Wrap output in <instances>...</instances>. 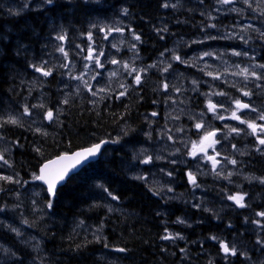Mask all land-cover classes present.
I'll return each mask as SVG.
<instances>
[{"label":"trees","instance_id":"trees-1","mask_svg":"<svg viewBox=\"0 0 264 264\" xmlns=\"http://www.w3.org/2000/svg\"><path fill=\"white\" fill-rule=\"evenodd\" d=\"M36 1L40 2V7L44 9H38L35 0H28L27 6L25 0H0V145L7 149L0 147L2 160L0 174L18 176V174L32 173L34 170L36 175L42 163L62 153H71L91 146L103 139L113 140V136L118 133H122V136L129 135L130 138L135 133L139 134L143 137L142 144L146 143L144 126L147 123L143 117L153 120L150 115L154 111L163 115L162 106L169 103L161 88L164 86L165 72L168 76L172 75L171 78L174 80L172 90L177 91V94L171 96V103L176 102L179 106L172 114L173 117L177 116L179 123L175 129H181V133L187 136L188 140H195L193 138L195 129L203 119L210 120L208 99L213 103H220L222 108L238 100L240 94L243 91L247 92L251 85L249 82L241 83L243 86L230 85L220 79L215 83V88H211L206 84L210 82L208 76L183 62L184 57L194 51V48L201 47L202 44L195 42L200 35L206 39L208 35L206 33L212 28H225L237 23L235 22L237 19H244L241 14H232L233 17L222 12L221 15H216L214 3L217 0H175L174 4L178 7L173 10L165 6V0H98L93 3L83 0H68V2L53 0L52 3H48V0ZM118 2L132 13V18H126L124 25L140 31L141 38L145 40V47H141V53L147 60L153 56L155 50L159 49L156 52L162 54L164 48L166 50L170 44H176L178 49L175 48L171 53L165 52L157 70L149 75L143 87L138 91L135 90L134 93L132 91L125 100L115 103L113 101L112 105L107 102L103 105L109 106L94 110L77 98L72 100L69 98L65 107L66 114L61 118L59 126L44 125L38 121L37 128H33L34 120L24 116L22 111L26 105H33L35 100L31 94L36 88L38 89L37 80H41L37 69L48 71L55 78L57 71L53 72L51 66L43 63L52 54L59 57L60 53H64V51L59 53L51 41L53 35H62L61 32L54 33V28L65 29L64 34L73 44L69 52L74 54L79 47L74 46L73 38H77L86 28L96 25V22H104L109 17V13L118 9L114 8ZM240 5L249 11L244 15L246 18L250 15V7L253 6L246 2ZM93 15L95 17H92ZM255 20L262 26L264 15ZM156 24L159 25L158 32L153 33ZM201 28H204V32ZM52 29L54 30L51 38L47 37ZM250 33L254 32L250 31ZM253 37L256 39L253 45L261 53L259 61L264 62L262 57L264 43L261 41L263 37L260 33L253 34ZM224 44L226 45V42L215 40L208 44V49L214 45L221 47ZM230 46L231 44L227 43V47ZM24 55L28 56L27 65L25 64L23 70H19L16 68V63ZM161 62L164 64L161 65ZM167 67L168 69H165ZM34 76L36 80L33 79ZM163 78L164 80L161 81ZM23 83H26L30 93H26V96L22 93ZM51 83H47L46 87L50 88ZM258 91L262 93L261 88ZM249 93L256 97L259 102L256 106L264 114V93L261 97L251 88ZM21 100L25 101L21 104ZM18 104L21 105L17 106ZM178 110H181L179 112L183 118L181 120L177 114ZM190 115L195 117L194 120L185 121L184 118ZM149 126H151L150 121ZM243 138L228 141L227 148L243 144ZM121 139L123 138L117 139L119 143L110 146L98 162L87 166L70 178L54 198L49 199L50 197L42 191L43 198H40L42 202L31 205L37 206L36 208H29L26 215L16 213L19 220L22 219L27 223L29 235L43 243L44 258H40L30 250H23L28 251V255L18 253L27 257V260L32 259L35 264H261L262 261L264 264V220L257 218L258 213L264 212V186L250 180L246 188L240 189L238 186L218 182L217 178L212 181L208 177L196 176L195 185L201 189L197 191L201 194L196 196L188 169L181 165H173L170 170L173 178L170 179L180 181L184 185L185 194L179 199L185 200L184 205L188 210L187 213L181 214V217L184 215V219L186 217L195 219L198 216L197 219H200L199 212L200 209L203 210L200 206L201 201L224 207L219 223L206 222V226L200 220L198 224H193L189 241L183 239L185 236L181 232L184 228L178 226L175 219L166 216L167 203L160 198V194L164 193L152 189L148 183L138 181V184L124 178L125 167L131 164L126 163L125 158L118 154L117 147L123 142ZM126 144L130 145L129 141ZM9 149L13 154L11 161L7 157ZM132 157L135 159L132 162L139 166L140 159L137 156ZM247 161V172L256 179L264 181V156L256 155L252 151ZM209 181L212 182V190L208 188ZM144 184H147V187ZM11 185L3 176L0 177V208H6L7 211L10 210L8 207L12 202L9 198L10 194L14 193ZM218 186L222 187V191L217 195L214 191ZM98 187L107 191H102L100 195L96 191ZM236 192L245 195L242 208L232 205L230 197ZM108 193L111 194L109 199ZM214 197H219L220 204L212 203ZM209 200L211 202H208ZM43 202H46L44 217L39 218L29 214L36 212ZM117 202H122L125 209L118 219L112 221L109 216H119L118 211L115 215H110L111 206L118 204ZM219 206L213 208L212 214H218L216 212ZM214 219L216 218L212 216L211 220ZM77 223L97 229V235L93 236L85 230L75 229ZM56 224H59V227ZM215 231L219 236L211 237L214 236ZM4 232L0 226V238L16 248L14 236L8 234L12 238L10 239ZM3 235L10 240L4 239ZM164 237L170 238L164 239ZM222 245L228 247L227 253Z\"/></svg>","mask_w":264,"mask_h":264},{"label":"rangeland","instance_id":"rangeland-1","mask_svg":"<svg viewBox=\"0 0 264 264\" xmlns=\"http://www.w3.org/2000/svg\"><path fill=\"white\" fill-rule=\"evenodd\" d=\"M244 2L253 6V7H250V10H251L250 15H248L246 18L244 15L246 12H249V11H247L245 8H243L240 5V3H244ZM217 4L218 5L216 6V9H215L217 11H214V13H216V15L217 14L219 15L224 11V13L225 14L228 13L229 16H233L232 14H241V17L244 19L243 20L237 19V20H235V22H237V23H234V25H232V26L229 25L228 27H225V28H218V29L212 28L210 31H208L206 33V34H208V35H206V39L205 40L203 39L201 41L202 47H200V49L196 47L194 49V51H192V53H191L192 56L189 57V59H187L186 61H189L192 63H195V61H196L197 64L200 65V66H196L197 68L200 69V70L199 69H197V70L201 71V73L205 74V76H208L210 78V82H208L206 84L208 86H210L211 88H215V83L219 82L221 78H224L222 80L226 84L228 83L230 85L234 84V85L243 86L241 83L249 82V83H253L251 86V90L255 89L257 91L258 90L257 85L262 86V88H263L264 87V62L259 61V53L257 52L254 45L252 44L253 42H255L256 39H253L252 36H253V34H256V33L262 34L261 32L264 30V23L261 26V25H258L256 23V20H255V18L263 17V15H264V0H237V2H236V0H227V2H224V0H217ZM39 6H40V3L38 2V7ZM96 25H98L97 27H99L98 28L99 32L96 33V31L93 30L95 32H91L88 35V39H89L88 43L90 45L87 44L85 49H80V54L77 53L76 55L74 54L71 57L65 56L64 53L60 57H57L54 54H52L50 56L51 62L58 64V61H60L61 65L64 64L63 68L65 69L66 72L62 77H67L66 78V84L63 86L61 83V82H63V80L59 81L60 78H58V83L60 85H57V86L50 89V92H49L50 97H52L53 94L57 95L59 92H60L59 95L61 97L64 96V94H71V91L73 88L74 89L76 88V90H77L78 88H80L79 86L83 85L84 83H88V84L90 83L91 84L94 81L98 84H101L102 83L101 77H104V75H102L103 73L101 70H102V68H105V67H107L105 71L107 73H109L108 75H110L107 78L111 77V81H114L115 79H119L122 77L123 79H125V81H122L123 85L126 83L128 85V88L131 85V82L127 83L126 79H129V78L136 79L138 76H140V77L146 76V80H148L149 75L152 72H155V70H157L158 64L150 63L148 60L144 61V64H143L140 62V60L135 61V60L129 59L127 57H125V59L121 60V59H119V57L114 59L111 56L110 58H108L104 62L102 60L103 58L109 57L110 55L117 53L118 49L122 48L124 45L126 47L127 45H135V44L128 42L130 37H127L126 35L124 36V34L121 32H117L114 24H108L107 25V24H103L102 22H99V23L96 22ZM157 26L159 27V25H157V24H156V26H154L153 33L158 32ZM94 27L97 30L96 26H94ZM94 27H92V29H94ZM100 29H102V30H100ZM201 30H202V32H204V28H201ZM250 31L254 32V33H250ZM55 33H57V31H55ZM166 33H167V30H166ZM202 36L203 35H200L198 37V39H196V40H200ZM204 36H205V33H204ZM215 40L218 42L219 41L229 42L231 44V46L229 48L225 44L221 47L214 45L211 49H208V46H205L206 42H215ZM261 41L264 43L263 39H261ZM91 43H92V45H91ZM63 44L61 45V47L66 46L65 44L64 45ZM61 47L59 48L60 50L62 49ZM89 47H91V48L88 49ZM93 51L98 52V54L96 53L93 57V60H92L90 58V54ZM100 51L103 52V56H101ZM66 52H69V49H67L65 51V53ZM170 52H172L171 49L169 50V53ZM129 56L131 57V55H129ZM225 58H230L231 60L226 61ZM22 59H28V56L24 55L22 57ZM122 61H124L123 64H122ZM126 65H128V66L126 67ZM196 67H194L195 70H196ZM122 69H123V72H122ZM65 75H68V76H65ZM117 77H119V78H117ZM229 79L232 80V82H229L228 81ZM75 85H76V87H75ZM71 86H72V88H71ZM99 87H98L99 93L94 92V94H95V96L101 97L102 95L107 93L108 87H106L104 90L102 88H99ZM123 87H125V86H123ZM35 90L36 91L33 92V94H31V95H33V97L36 98V100H35V102H36L39 99V92H38L37 88ZM249 91H250V86H249L247 92L244 93V91H243L240 94V98L238 101L232 102V105L234 106L237 103L238 104L244 103L246 105L251 106L250 104L255 103V101H254L255 98H254V96L249 95L250 94ZM22 93H25V96H26V93L30 94L27 91H22ZM50 97H48V99H50ZM61 100H62V98H61ZM85 101H86V103H92L93 105H95V107L97 109H99V107L106 106V105L97 106L100 103L105 104V102H106V101L100 100V99H95V100L85 99ZM208 104H210V106H213V104L211 103V99H208ZM34 106L35 105H32V108ZM96 108L94 110H96ZM162 108H163L164 113L169 112V106L167 104H164L162 106ZM25 111H23L24 116H29L30 113L32 114V115L30 114L29 117L32 120H34L33 122H35V125L33 126V128H37L38 122L35 121V117L37 116L36 113L31 111V108H28V107H27V109L25 108ZM27 111L29 114L27 113ZM179 112H181V110L177 111L178 117L180 119H183ZM212 112H215V111L213 110ZM229 113L231 114V116L226 115L225 113L223 116H221L219 113H218V115L217 114L212 115V113H211L210 120H204L203 119L201 121V124L211 123L212 121L215 120V121L221 122V124L225 125V128L227 130H229V132H230L231 130H234L236 128L242 129L244 127V125L247 123L248 126L250 124L255 125V127L254 128L251 127V129L252 130H254V129L258 130L259 132L256 131V133L259 136H261L260 139L263 138V133H262L261 128H262V124L264 125V115L263 116L257 115L255 117V118H257V121H250L251 116L254 114L252 112V110L248 111L247 113H244V114H242L240 112L234 114L233 110L229 111ZM46 115L47 114L44 115V118H47ZM225 115H226V117H225ZM53 117H54V115L50 119L52 122H53ZM194 118H195L194 116L190 115L188 117V119H189L188 121L192 122L194 120ZM146 123H147V125L144 126V129H146V131H144V132L146 134H148L151 131V129L147 130V128L149 127V123L148 122H146ZM203 127L197 128L196 131L197 132L201 131L203 129ZM160 130L161 131H159L158 134H155L156 138L159 141H157L156 143L150 142V144L153 143L152 146L145 148L147 152L146 151H144V153L142 152L144 155L142 156V158L140 160H141L142 164H144L146 166L147 165L151 166L155 163L156 164L158 163L159 164L158 166L161 169L163 168L162 166L167 164V169L169 170L168 173H170V170H171L170 168L173 165V164L169 165L168 163L173 161V162H178L179 164H182L181 161L186 159L185 163L187 160H189L187 167H189V169H191V172L196 173L198 175H201L203 178L208 177V176H211V177L222 176V177H224L228 174L233 173L232 171L231 172H228V171H230L235 165L240 166V167H237V169L239 171H242L243 169L246 170V161H245L246 158L245 157L248 156V153L251 150H254L255 152L258 150L259 151L264 150V144L260 143V144H257L258 147H255L253 149H251V148H239L237 150V153H235V151H231V150L226 151L225 150L226 133L222 132L220 139L218 138V140L214 144L213 150L215 152V155L223 163L222 164L223 167H222V169L220 168L218 174L214 175L212 172V167L207 161V156L206 155L204 156L205 153H203L204 139L208 136V134L212 131V129H210L209 127H208V130L203 129V130H206L205 133L203 135L199 136L198 141H196V142L191 141L189 146H186V145H184V143L180 142L182 138H178V140H177V137H175L171 133H169L170 128L168 130H165V129H163V130L160 129ZM113 137L115 139L123 138V139H121V140H123V142L121 143V146L117 147V149L119 150L120 154L122 152L128 153V150L125 148H128L130 146L128 145V147H126L124 145L130 140V136L129 135L128 136L127 135L122 136V133H118V134L114 135ZM255 138H256V140H260V139H257L256 135H255ZM165 146H166V148H165ZM179 146L182 149H185V153H183L182 150H180ZM0 147L7 150L2 145H0ZM162 151H163V153H162ZM166 151H167V153H165ZM181 153H183L184 155L180 156L179 154H181ZM202 153H203V157L201 156ZM7 157L9 159V161H11L13 159V154L11 153L10 149L7 152ZM195 157H196V159H195ZM242 157H244V158H242ZM233 161H235V163H233ZM1 164H2V160L0 159V167H1ZM160 165H162V166H160ZM156 167H157V165H156ZM4 170H6L5 167H4ZM153 173H154V175L149 177V179L153 182V184L156 187L165 189L169 193V195H167L166 193L160 195V198L164 199L163 202L167 203V205L165 206V210L168 212L167 214L173 213V211H174L173 206L175 203H178L181 206H185L184 205L185 200L179 199V198H182L183 195L185 194V193H183L184 192V188H183L184 185L182 184V182H180L178 184V182H176L175 179L168 180L167 178H163V179L158 180V179H156V177H158V173H159L158 170L153 171ZM232 175L234 176V174H232ZM0 176L10 177L12 179V182H13L11 186L14 188L13 189L14 193L10 194V197H9L10 200H12V202H11V205H9V207H8V208H10V210L7 211V213H6V217L8 218V220L1 214V210H0V226L2 228H4L5 233L7 232L6 234L13 233L16 237V240H15L16 248L15 247L13 248L12 246H9L7 244H2L5 242L0 238V249H2L4 251L3 252L1 250L2 258H0V264H11V263L13 264V262L17 259L21 263L35 264L36 262H34L32 259L27 260V257L21 255L18 252H21V253L28 255L29 252L28 251L24 252L23 250H30L32 252H33V250L38 251L39 245L41 242L38 240L35 241V240H32L31 238H29V232L27 231V229H26L27 226L25 224L22 223V224H19V226H18V223H21L22 219L19 220V218L16 216V213L20 212L21 214L26 215L27 214L26 212L28 211L29 208L25 209L23 206L21 207L20 203L21 202L26 203L28 199L33 200L34 203H36V201H37L36 199H38L42 196L41 191L37 188V186L34 182L35 176L32 177L31 173L26 174V175L18 174V176L3 173V174H0ZM193 176H195V174H193ZM22 182L27 183L29 186L25 185L22 188H20ZM248 183H249V180L247 178H242V177L235 181L236 185L242 186L244 188H246ZM98 188L99 189H96V191L99 192L100 195H101L102 191H107L106 189H104L102 187H98ZM208 188L210 190H212V182H210V181L208 183ZM23 191L26 194L24 193L23 195H21L20 192H23ZM221 191H222V187L218 186L217 189L214 191V193L218 195V193H220ZM110 195L111 194H109L108 199L110 198ZM232 197H242V196H240L238 194H234V195H232ZM218 198L219 197H214L212 201L215 204H220ZM176 199H179V200H176ZM38 202H42V200H39ZM232 202H234L236 205L238 204L236 202V200H234V199H232ZM44 203L45 202L41 203V205L38 206L41 208L40 209L37 208L36 211L39 210V211H42L45 213V207L42 206ZM117 203L118 204H114L111 207L116 212L118 211L117 214L119 216L118 217L117 216H109L112 219V221L115 219H118L125 209V205H122V204L119 205V202H117ZM200 203H201L200 206L203 209V210L200 209V212H199L200 217H201L200 219H197L198 216L195 217V219H192L191 217H186V219H188V220L184 219L183 217H180L176 221V224L178 226H182L184 228L183 232H181L182 235L185 236V238L183 237V239H187L190 241L191 237L189 234L191 232V229L193 228L192 225L198 224V222H200V220H202V223L204 221L209 222V218L212 216L213 208H215V207H211V206L207 205L206 202H204V201H201ZM240 203H243V199L240 201ZM44 205H46V203ZM215 206H219V205H215ZM117 208H118V210H117ZM223 209H224V207L222 205H220L219 209L217 210L218 212H216L220 216H219V219H215V222L219 223V221L221 220L220 219L221 214L224 213ZM187 212H188V210H187ZM29 214H31L33 216L36 215L39 218L44 217L43 215H41L37 212L29 213ZM262 214H264V213H261V215ZM9 215L12 216L11 220H9L10 219ZM110 215H115V213L110 214ZM225 217H227V216H225ZM260 219L264 220V215L260 216ZM56 226L59 227V224H56ZM24 227L28 233H26L24 231ZM75 229H79L80 231L85 230L86 233L93 235V236H96L97 231H98L95 228H88L85 226H81L79 223L76 224ZM213 234H218V233L215 231ZM3 237H4V235H3ZM26 237H27V239H26ZM30 245H32V247ZM21 247H23V248H21ZM42 247H43V243H42ZM13 253H14V255H13ZM37 254L41 258H44V254H41L38 252H37ZM260 263L262 264L263 261ZM14 264H19V263L17 261H15Z\"/></svg>","mask_w":264,"mask_h":264},{"label":"bare ground","instance_id":"bare-ground-1","mask_svg":"<svg viewBox=\"0 0 264 264\" xmlns=\"http://www.w3.org/2000/svg\"><path fill=\"white\" fill-rule=\"evenodd\" d=\"M67 2H68V0H67ZM84 2V1H83ZM202 2V1H201ZM93 3V2H92ZM100 3H102V2H100ZM181 3H182V1H181ZM87 4V3H86ZM91 4V3H90ZM114 4V3H113ZM13 5V4H12ZM115 5V4H114ZM9 6V5H8ZM16 6V5H15ZM48 6V5H47ZM52 6V5H51ZM99 6V5H98ZM71 7V6H70ZM81 7V6H80ZM102 7V6H101ZM105 7H106V4H105ZM11 8V7H10ZM13 8V7H12ZM36 8V7H35ZM42 9L43 7H39L38 9ZM216 8V7H215ZM14 9V8H13ZM13 9H12V11H13ZM37 9V10H38ZM44 9V8H43ZM60 9V8H59ZM33 10V9H32ZM36 10V9H35ZM71 10H72V8H71ZM70 10V11H71ZM101 10V9H100ZM16 11V10H15ZM129 11V10H128ZM215 11H217V10H215ZM32 12V11H31ZM34 12V11H33ZM37 12V11H36ZM49 12V11H48ZM72 12V11H71ZM29 13V12H28ZM42 13V12H41ZM141 13V12H140ZM158 13V12H157ZM137 14V13H136ZM207 14V13H206ZM222 14V13H221ZM220 14V15H221ZM42 15V14H41ZM46 15V14H45ZM57 15V14H56ZM198 15V14H197ZM218 15V14H217ZM20 16V15H19ZM22 16H23V14H22ZM40 16V15H39ZM52 16H54V15H52ZM132 16V15H131ZM92 17H95L94 15L92 16ZM195 17V16H194ZM218 17V16H217ZM220 17V16H219ZM51 18V17H50ZM44 19V18H43ZM58 19V18H57ZM96 19V18H95ZM99 19V18H98ZM97 19V20H98ZM59 20V19H58ZM207 20V19H206ZM214 20V19H213ZM217 20V19H216ZM221 20H223L222 18H221ZM39 21V20H38ZM68 22V21H67ZM97 23H99V21L97 22ZM88 25V24H87ZM95 26V25H94ZM96 26H98V25H96ZM61 27V26H60ZM87 27V26H86ZM101 27V26H100ZM103 27V26H102ZM51 28H53V27H51ZM149 28V27H148ZM55 29V30H54ZM54 29H52V30H50L49 32H48V34L46 35L47 37H50L51 38V35H52V33H53V30H54V33H55V31H57V33H59V32H61L62 33V35L65 33V29H60V28H54ZM57 29V30H56ZM58 29H60V30H58ZM146 29H147V27H146ZM100 30H102V29H100ZM171 30V29H170ZM176 32V31H175ZM179 32V31H178ZM97 33V32H96ZM95 34V33H94ZM65 35V34H64ZM79 35H81V34H79ZM54 36V35H53ZM52 36V37H53ZM190 37V36H189ZM69 38V37H68ZM177 38H178V36H177ZM181 38V37H180ZM175 39V38H174ZM190 39V38H189ZM70 40V39H69ZM72 40V39H71ZM74 40V39H73ZM34 41V40H33ZM173 41V40H172ZM188 41V40H187ZM190 41V40H189ZM176 43H177V41H175ZM183 43V42H182ZM89 44V43H88ZM181 44V43H180ZM42 45V44H41ZM64 45V44H63ZM91 45H92V43H91ZM166 45V44H165ZM169 45V44H168ZM182 45V44H181ZM183 45H184V43H183ZM94 46V45H93ZM38 47V46H37ZM61 47V46H60ZM66 47V46H65ZM151 47V46H150ZM200 47V46H199ZM201 47H202V45H201ZM62 48V47H61ZM176 48V50L178 49V46L176 45V44H170L167 48H166V50H165V48H164V51H162V54H158V52H156L157 50H159V49H157V50H155V53L153 54V52H152V54H153V56L150 58V59H148V61L150 62V63H156V64H158V63H160V61H161V57L163 56V54L165 53V52H169V50L171 49V51L173 52V51H175L174 49ZM53 49V48H52ZM194 50V49H193ZM202 50V49H201ZM200 50V51H201ZM45 51V50H44ZM63 52V51H62ZM160 53V52H159ZM179 53V52H178ZM80 54V53H79ZM146 54V53H145ZM76 55V54H75ZM83 57V56H82ZM81 57V58H82ZM78 58V57H77ZM80 58V57H79ZM47 59V58H46ZM83 60V59H82ZM164 60V59H163ZM187 60V59H186ZM136 61V60H135ZM182 61V60H181ZM26 62H27V59H20L17 63H16V68H19V70H23V68L25 67V64H26ZM83 62V61H82ZM119 62V61H118ZM121 62V61H120ZM123 62L124 61H122V64H123ZM72 63V62H71ZM35 64V63H34ZM75 64V63H74ZM84 64V63H83ZM125 64V63H124ZM184 64V63H183ZM27 65V64H26ZM33 65V64H32ZM32 65H31V68H32ZM80 65V64H79ZM34 66V65H33ZM128 65H126V67H127ZM158 66V65H157ZM166 66V65H165ZM30 67V66H29ZM123 67V66H122ZM28 68V67H27ZM30 68V69H31ZM85 68V67H84ZM124 68V67H123ZM81 69V68H80ZM165 69H167V68H165ZM33 70V69H32ZM31 70V71H32ZM34 71V70H33ZM122 72H123V69H122ZM172 73V72H171ZM150 74V73H149ZM173 74V73H172ZM19 76V75H18ZM40 76V75H39ZM65 76H68V75H65ZM70 76V75H69ZM110 76V75H109ZM158 76V75H157ZM172 76V75H171ZM174 76V75H173ZM161 77V76H160ZM164 77V76H163ZM175 77V76H174ZM66 78L67 77H61V79L59 80V81H62L63 80V82H61L62 83V86L63 85H65L66 84ZM102 78V77H101ZM114 78V77H113ZM33 79L34 80H36V77L34 76L33 77ZM73 79V78H72ZM115 79V78H114ZM162 80H164V78L163 79H161V81ZM38 81V80H37ZM70 81V80H69ZM72 81V80H71ZM174 81V80H173ZM30 83V82H29ZM38 83V82H37ZM29 85V84H28ZM70 86V85H69ZM21 87H22V91H28V89H27V87H26V83H23V84H21ZM32 87V86H31ZM74 87V86H73ZM75 87H76V85H75ZM80 87V86H79ZM66 88V87H65ZM71 88H72V86H71ZM62 89V88H61ZM76 89V88H75ZM35 91V90H34ZM62 91V90H61ZM29 92V91H28ZM128 94H129V91H128ZM64 95H67V94H64ZM18 97V96H17ZM49 97V96H48ZM22 98V97H21ZM25 98V97H24ZM28 99V98H27ZM163 99V98H162ZM165 99V98H164ZM29 100V99H28ZM25 101V100H21V104L23 103V102ZM31 101V100H30ZM1 102V101H0ZM85 103H86V101H85ZM115 103V102H114ZM21 104H18L17 106H19V105H21ZM78 104V103H77ZM109 104V103H108ZM112 105V104H111ZM154 105V104H153ZM24 106V105H23ZM106 106H109V105H106ZM21 107V106H20ZM90 107V106H89ZM102 107H105V106H102ZM102 107H99V109L100 108H102ZM154 107V106H153ZM9 108V107H8ZM26 109H27V107H25ZM25 108H24V111H25ZM30 108H32V105L30 106ZM91 108V107H90ZM97 109V108H96ZM16 110V109H15ZM23 110V107L21 108V111ZM154 110V109H153ZM146 111V110H145ZM162 111H163V109H162ZM23 112V111H22ZM26 112V111H25ZM24 112V113H25ZM27 113H28V111H27ZM154 113H155V111H154ZM162 113V112H161ZM29 114V113H28ZM31 114V113H30ZM30 114H29V116H30ZM66 114V113H65ZM20 115V114H19ZM32 115V114H31ZM34 115V114H33ZM162 115V114H161ZM29 116H27V117H29ZM53 116V115H52ZM17 117V116H16ZM64 117V116H63ZM148 117H149V115H148ZM150 117H151V115H150ZM22 118V117H21ZM33 118V117H32ZM144 118V121H146V122H148L149 123V120L147 119V117H143ZM26 119V118H25ZM37 119V118H36ZM35 119V120H36ZM184 120L185 121H188L189 119H188V117H186V118H184ZM25 121H27V120H25ZM38 122V121H37ZM40 122V121H39ZM25 123V122H24ZM30 123V122H29ZM35 123V122H34ZM26 124V123H25ZM31 124V123H30ZM30 124H29V126H30ZM32 127V126H31ZM30 127H28V129H29ZM4 130V129H3ZM28 131V130H27ZM142 140H143V138H142V136H140L139 134H135L134 136L132 135L131 136V138H130V140H129V143H130V147H128V145L127 144H125L124 146H126V147H128V148H125V149H127L128 150V154L127 153H125V152H122L121 154H120V152L118 151V154H120V156L121 157H123V158H125V160H126V163H129V164H131V165H129V166H127L126 165V167H125V170H126V173L123 175L124 176V178H127L128 180H129V182L131 181H134V182H136V183H138L139 184V182L140 183H147L148 182V180H149V177H146V178H139V177H141V176H143V175H147L148 173L147 172H144V171H142L141 169H140V167L137 165V164H134L132 161L133 160H135L134 159V157H132V156H137L139 159H141L142 158V156L144 155L143 153H144V151H146V149L145 148H147V147H150V146H152V144L153 143H151L150 144V142H147L146 141V143H144V144H142ZM31 144V143H30ZM163 145V144H162ZM120 146V145H119ZM163 147V146H162ZM124 148V147H123ZM164 148V147H163ZM165 148H166V146H165ZM213 149V148H212ZM126 150V151H127ZM149 150V149H148ZM166 150V149H165ZM105 152H107V151H105ZM143 152V153H142ZM147 152V151H146ZM162 153H163V151H162ZM165 153H167V151L165 152ZM162 155V154H161ZM2 157V156H1ZM137 158V159H138ZM163 159V158H162ZM125 160H123V161H125ZM137 161V160H136ZM43 164V163H42ZM39 169V168H38ZM171 169V168H170ZM131 170V172L129 173V171ZM31 171V170H30ZM171 172V171H170ZM32 177L33 176H35L34 174V170L32 171ZM171 174V173H170ZM122 176V177H123ZM35 179H36V176H35ZM143 179H145L144 181H142ZM126 180V179H125ZM179 180H181V179H179ZM29 181V180H28ZM32 181V180H31ZM35 181V180H34ZM139 181V182H138ZM177 182V181H176ZM180 183V181H178V184ZM25 185H28L27 183H24V182H22L21 183V187L20 188H22L23 186H25ZM143 185V184H142ZM145 185V184H144ZM29 186V185H28ZM146 187H147V184L145 185ZM151 187V186H150ZM148 188H149V186H148ZM14 189V188H13ZM205 190H203V192H204ZM199 192V191H198ZM21 193V195H23L25 192L23 191V192H20ZM184 193V192H183ZM26 194V193H25ZM28 194V193H27ZM256 194V193H255ZM26 196V195H25ZM88 196V195H87ZM191 196V195H190ZM193 196H194V194H193ZM201 197V196H200ZM5 198H6V196H5ZM27 198V197H26ZM43 198V197H42ZM40 199V198H39ZM39 199H36L37 201H36V203L39 201ZM49 199H51V198H49ZM199 199V198H198ZM16 200V199H15ZM40 200H42V199H40ZM200 200V199H199ZM204 202H206V201H204ZM208 202H211L210 200L208 201ZM32 203H33V206H34V201L33 200H30V199H28L27 200V202L26 203H24V202H21L20 203V206L22 207H24L25 209H28V208H36V207H32L31 205H32ZM46 203V202H45ZM44 203V204H45ZM212 203H214L213 201H212ZM42 205L43 207H45L46 205ZM50 204V203H49ZM120 204H122V202H119V205ZM207 205H209V206H211V207H215V205H210V204H208V203H206ZM215 204V203H214ZM199 205V204H198ZM104 207V206H103ZM41 207H38V209H40ZM187 208V207H186ZM185 208V206H181L180 204H178V203H175L174 204V206H173V213L172 214H167L166 216L168 217V218H170V219H175L176 221L181 217L180 215L181 214H183V213H187V209ZM31 209V210H32ZM111 209V213L110 214H114V213H116V211L115 210H113L112 209V207L110 208ZM49 210V209H48ZM26 211V210H25ZM16 212V211H15ZM37 213H39V214H41V215H43V216H45V213L44 212H42V211H39V210H37L36 211ZM108 212V211H107ZM8 215V214H7ZM107 215V214H106ZM10 216V215H9ZM183 217H184V215H182ZM212 216L213 217H215L216 219H218L219 218V216L220 215H216V214H212ZM212 216L210 217V218H212ZM10 217H12V216H10ZM209 218V222H212V224H217V222H215V219L214 220H211ZM11 220V219H10ZM79 221H80V219H79ZM176 221H175V223H176ZM172 223V222H171ZM166 224V223H165ZM206 225L207 223H206V221H204L203 222V225ZM12 225V224H11ZM207 226V225H206ZM209 226V225H208ZM25 228V227H24ZM3 230H4V228H3ZM212 230V229H211ZM5 233V232H4ZM7 233V232H6ZM5 233V234H6ZM28 233V232H27ZM9 234V233H8ZM8 234H6V236H9ZM214 236H211V237H217V236H219L218 234H213ZM14 236V239L16 238L15 237V235H13ZM1 237V236H0ZM8 238H10V239H12L10 236L8 237ZM8 238H6L5 236H4V239H6V240H10V239H8ZM36 238V237H35ZM215 239H220V238H215ZM203 240V239H202ZM220 241V240H219ZM210 242H211V240H210ZM221 242V241H220ZM217 243V242H216ZM5 244H7V245H9V246H11L7 241L5 242ZM242 244H244V243H242ZM19 245V244H18ZM12 248V247H11ZM2 250V249H1ZM3 251V250H2ZM4 252V251H3ZM2 256V255H1ZM15 261H17L19 264H25V263H21L18 259L17 260H15ZM14 261V262H15ZM14 262H13V264H14ZM243 264V263H242Z\"/></svg>","mask_w":264,"mask_h":264},{"label":"water","instance_id":"water-1","mask_svg":"<svg viewBox=\"0 0 264 264\" xmlns=\"http://www.w3.org/2000/svg\"><path fill=\"white\" fill-rule=\"evenodd\" d=\"M215 137H216V133H213L207 139V141L205 143L207 148H209L210 146L213 145V143L215 141ZM100 145H101V147H100L99 152H97L93 156H89L87 154V152H86V150H87L86 149V150H82V151L76 152V153H80L81 154V156L79 158H77L76 155H75L76 153H74L73 155L67 156L68 158L67 159H64V160H59L58 158H56L55 160H53V161H56V163L55 164H50L49 169L46 170V171H48V172L51 173V175H52L53 178H55V175H56L57 172H59L61 170H64V169L67 170V173L65 175V178L63 180H59V179H56L55 180V193H56V191L59 188H61L68 181V179H69V177L71 175H73L76 172H78L84 165H86V164H88L90 162L96 161L99 158V156H100L103 148L105 147L106 143L104 142V143H101ZM209 160L211 162H213V166L214 167L217 166L218 163L217 162H214V158L213 157L210 158ZM46 164H49V162L46 163ZM43 166L41 168H43ZM41 168H40V172H39L40 175H42ZM38 182H39V184H41L42 186H44L48 190V184L45 183L44 180L38 179ZM48 193H49V191H48ZM49 194L51 196H53L52 193H49Z\"/></svg>","mask_w":264,"mask_h":264},{"label":"snow or ice","instance_id":"snow-or-ice-1","mask_svg":"<svg viewBox=\"0 0 264 264\" xmlns=\"http://www.w3.org/2000/svg\"><path fill=\"white\" fill-rule=\"evenodd\" d=\"M52 2H53V0H48V3H52ZM224 2H227V0H224ZM136 38L139 39V37H136ZM60 39H63V37H60ZM61 51H63V49H61ZM37 71H40V69H37ZM44 75H49V73L44 72ZM137 82H139V77H137ZM242 107H247V105H242ZM48 117H49V119H51V117H52L51 112L48 113ZM12 122L15 123V121H12ZM197 127H199V125H197ZM249 127L254 128L255 125L250 124ZM261 143L264 144V140H261ZM100 147H101L100 144H96L92 148L87 149L86 152L89 156H93L97 152H99ZM75 155L77 158H79L81 156L80 153H76ZM67 158H68L67 156H61L58 159L64 160ZM55 163H56V161H50L49 164L44 165L43 168H41L42 175L37 177L40 180H44L45 183L48 184V191H49V193H52L53 195L55 194V180L56 179L63 180L65 178L66 173H67L66 169L61 170V171L57 172L55 175V178H53L51 173L46 171V170L49 169L50 164H55ZM233 163H235V161H233ZM5 179H8V178H5ZM113 198L115 199V197H113ZM230 199H234V200H236L237 203H240V201L243 199V197H230ZM241 206H243V205H241ZM49 207H51V204H49ZM262 215H264V214H262ZM168 238H170V237H164V239H168ZM222 247L226 253L229 251V249L226 245H222ZM121 251H123V249H121ZM233 254H234V251H233Z\"/></svg>","mask_w":264,"mask_h":264},{"label":"flooded vegetation","instance_id":"flooded-vegetation-1","mask_svg":"<svg viewBox=\"0 0 264 264\" xmlns=\"http://www.w3.org/2000/svg\"><path fill=\"white\" fill-rule=\"evenodd\" d=\"M113 100H114V102H118V99H117V98H114ZM106 102H107V101H106Z\"/></svg>","mask_w":264,"mask_h":264}]
</instances>
